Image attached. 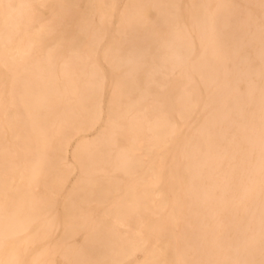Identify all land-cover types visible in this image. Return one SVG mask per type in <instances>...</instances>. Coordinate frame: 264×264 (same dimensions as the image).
Instances as JSON below:
<instances>
[{
	"label": "bare ground",
	"instance_id": "6f19581e",
	"mask_svg": "<svg viewBox=\"0 0 264 264\" xmlns=\"http://www.w3.org/2000/svg\"><path fill=\"white\" fill-rule=\"evenodd\" d=\"M0 264H264V0H0Z\"/></svg>",
	"mask_w": 264,
	"mask_h": 264
}]
</instances>
